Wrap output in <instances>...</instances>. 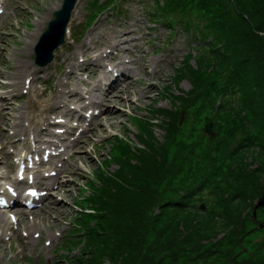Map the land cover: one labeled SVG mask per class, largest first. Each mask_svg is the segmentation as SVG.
I'll use <instances>...</instances> for the list:
<instances>
[{
    "label": "rangeland",
    "instance_id": "obj_1",
    "mask_svg": "<svg viewBox=\"0 0 264 264\" xmlns=\"http://www.w3.org/2000/svg\"><path fill=\"white\" fill-rule=\"evenodd\" d=\"M88 1L82 0L78 6L72 21L76 30L81 28L89 14ZM215 1L223 4L221 7L231 13L237 25L240 21L239 25H243L244 33L257 30L260 32L264 29V16L250 18L245 14L243 20L239 17L237 6L230 0ZM261 1L254 0V5ZM118 2H122L126 21L116 22L111 12L113 9H105L87 33L93 36L94 40H98L102 45L100 49L108 45L109 34L116 35L121 45L128 43L126 47L131 48L127 50L128 53L138 60L130 64L128 68L130 76L110 94L114 103H110L111 109L106 108L101 118L96 120L94 131L86 138L87 142H75L72 147L70 158L66 160L60 172L62 185L58 191L59 196L50 198V202L47 204L48 200L44 207L38 210V214L30 216L23 214L22 225L26 226L29 222L32 226L27 227V231L36 230L42 234L55 224L67 231L78 209L76 201H82L86 197L83 203L89 205L87 198L94 194L92 186L98 187L100 183V171L105 167L111 170L117 168V160L112 159L110 155L107 156L112 147L108 139L115 133H126V125H129L134 133L129 134L128 138L140 146L137 135L143 128V120L135 119L133 125L130 123L131 119L133 120L132 116L136 114L164 118L156 109L177 108L181 112L180 118L185 112L183 121H180L177 140L169 141L163 129L154 128L158 142L168 139L165 143L167 147L161 154L158 153L159 160L162 159L166 168L160 180L155 183L146 176L151 171L150 168L160 167L161 162L153 159L144 161L142 165L144 173L142 175L136 173L131 177L137 186L136 190L127 192L126 196L121 197L120 214L116 211V214L105 222V228L116 229L118 234L110 238H100L89 254L87 250L80 255L82 258L77 264H264V206L256 208L254 216L256 204L263 191L257 196L253 190L256 179L259 187L264 185V148H259L255 153L245 145L237 153L232 154L236 143L243 138L244 131L251 128L252 114L250 110L238 108V102L244 103V99L242 100L241 97L237 100V93L232 96L230 94L228 100H223L224 104L220 110H217L216 114L213 113L212 110H216L217 106L214 102L212 104V95L208 89L210 81L217 77L225 80L224 75L230 76V72L235 68L226 66V56H220L215 60L208 48H205V41L202 39L197 41L180 25H176L172 30L171 26L163 21L156 22L158 18L156 21H151V9H149V6L152 7L151 0H118ZM160 2L162 3V0ZM46 3L48 4L46 0H5V4H2L5 14L0 17V85L3 84L2 81L10 83L8 86L22 83V77L32 70L30 55L40 29V24L33 19L32 12L33 9L43 10ZM254 5H251L249 10ZM212 8H216V5ZM124 31L127 33H123ZM260 33L264 36L263 32ZM82 47H85L83 43ZM225 48L227 49V46ZM238 49L236 59L247 56L242 42ZM61 54L67 58V48L59 51L56 67L63 64L64 59L61 58ZM262 58L263 55L255 51L250 54L249 63L250 69L252 67L253 70L250 78L256 80L255 90L260 99L264 98V59ZM102 60L99 55L98 61ZM182 68H191L196 71V76L191 77L189 69L182 71L180 75L178 71ZM41 74L49 76L51 73L42 70L37 72L36 76ZM165 85L167 93L163 89ZM125 89L127 97L123 98ZM190 90L193 91V96L189 99L188 105L181 106V100L175 96H182L183 93L186 96ZM54 97L55 94L47 96L40 106H36L38 111L50 106ZM124 105L127 107L122 108ZM12 108L16 109L14 105ZM20 113L19 110L15 122H0L2 165L8 164L5 158L7 151L11 149L14 153H19L29 136L34 133L41 142H47L45 138L52 136L50 131H39L38 118L34 122L35 126L23 128ZM222 114L228 115L226 119ZM209 121L215 122L214 129L217 133L213 138H209L204 132ZM101 132L104 133L101 135ZM19 136L24 139H18ZM96 140L104 141L97 150L92 147ZM181 140H184L185 146ZM4 144L8 145L6 149ZM113 149L117 153L116 146ZM215 154L218 156V161L212 163L213 165L206 163L209 156ZM195 167L200 168L195 170ZM215 168L218 177L221 178V184L223 185L224 182L226 186L223 187L226 189L232 188L242 175L252 173V177L246 180L249 185L247 195L248 193L252 195L248 197L240 195L232 202L233 206L229 212L225 211L222 205L215 204L213 206L215 217L212 215L210 217L203 210L195 211L204 201L213 203L206 197L198 198L203 194L210 196V188L193 197L195 199L192 198L190 204L187 203L182 208L176 203L173 206V202L179 201L180 196L186 194V188L191 189L189 184L193 179L199 178L204 171ZM89 178L94 183H91ZM253 178L255 179L251 183ZM87 179L91 189H80V186L86 184ZM241 183L243 182L238 180L236 186ZM143 185L144 187L148 185L150 191V194L144 197L140 192L141 189L138 188ZM235 189L232 192H235ZM230 196H233V193ZM207 213L211 214V212ZM116 215L118 217L113 219ZM87 219L94 224V218ZM19 238L26 239V253L23 258L14 253L18 243H15L11 250L3 243L0 244V264H39L41 260L46 263L48 258L49 264H52V261H59L58 264H74L73 260L66 261L71 258L61 257V254L67 253V250L58 251V248L55 259L42 255L36 262L34 254L35 250L39 249L38 240L33 237ZM78 243L73 246L75 249L72 254L79 252Z\"/></svg>",
    "mask_w": 264,
    "mask_h": 264
},
{
    "label": "trees",
    "instance_id": "obj_2",
    "mask_svg": "<svg viewBox=\"0 0 264 264\" xmlns=\"http://www.w3.org/2000/svg\"><path fill=\"white\" fill-rule=\"evenodd\" d=\"M113 1L114 0H108L106 5L112 3ZM230 1L237 6L236 10L239 12V17L243 20H245L246 15H249L250 18L264 16V0L259 3L257 2L255 5L254 0ZM215 5L216 8H212V6ZM251 5L254 6L251 10H249ZM156 6L157 8H155V10L159 13L158 15L162 17L163 20H166L170 25L180 23V25L187 32L190 31L192 35L195 37L199 36L207 43L205 48H208L209 52L212 54L211 56L215 57V60L219 59L220 56H226V66L230 65L235 68L230 72V76L224 75L225 80L217 77L216 79L210 81L208 85L209 93L212 95V104L214 102V105L217 106L216 110L211 109L213 113L215 112L216 114V111L220 110L221 106L224 104L223 100H228L230 94L232 96L234 93H237V100L241 97L242 100L244 99V103L238 102V108H244L245 111L250 110L252 114L253 123L251 128L244 131L243 138L236 143L232 150V154L237 153L239 149L245 145L249 147L250 151L255 153H257L259 148H264V98L260 99V97L256 94V80H251L250 78V73L253 70L252 67L250 69L249 65L251 61L250 54H253L255 51L261 53L263 55L262 59H264V36L260 35V32L264 33V29L260 32L257 30L244 33L243 25H239L240 21L237 25V22L231 13L221 7L223 6L222 3L219 4L215 0H163V3H161L160 0H156ZM213 30H215V32ZM241 42L245 46L247 56H242V58L236 59V53H238L237 50H239L238 48ZM225 46H227V49ZM187 69L189 68L179 69L178 73L181 75L182 71L185 72ZM189 72H191V77L196 76V71H193L191 68L189 69ZM165 88L167 89V86ZM220 89L222 90L219 91ZM192 92V90L188 91L186 96L184 93L182 96H175L177 99L181 100V106L186 107L188 105L189 99L193 96ZM241 93H243V95H241ZM218 95L219 97H217ZM224 95L227 96L225 97ZM156 111L163 115L164 118H160L158 116H146L142 119L143 128L137 135L140 146L135 144L133 141H124L120 138H115L113 146H116L117 153L116 151L114 152L113 149L111 157L112 159L117 160V168L111 170L108 167H105L100 171V183L98 184V187L92 186L94 194L92 196H88L87 198L89 200V205L87 206L93 209V212L81 211L76 216V223L79 225V230H77V232L83 231L82 234H79L80 238L76 242H79L78 244H80L84 239V247L79 254L71 257L69 260L67 259L66 261L73 260L74 264H77V262L82 258L80 255L87 250V254H89L96 246L100 238H110L118 234L116 229H107L104 225L107 219H111L113 215L116 214V211L118 212L117 214H120L121 197L126 196L127 192L134 191V189L136 190L137 186L133 183L131 177L136 173H141V175L144 173L142 171L144 170V167L142 166L144 161L151 159L158 161L160 159L158 153L161 154L164 148L167 147L165 143L168 139L169 141L177 140V135H179V129L181 127V112L177 108L169 109L163 107L156 109ZM227 116L228 115H223L222 117L226 119ZM156 119L159 121L155 122ZM156 127L163 129L166 132V137L168 138L167 141L158 142L154 132V128ZM181 142H183V145L185 146L184 140H181ZM159 161L161 162L160 167H149L151 171L149 173L147 172L148 174L146 176V178L152 179L155 183L160 180L166 169L162 159ZM217 161L218 156L215 154L209 156L206 163L213 165L212 163ZM247 163H245V165H247ZM157 166H159V164H157ZM199 168L200 167H195V170ZM251 177L252 173L250 175L244 174L238 179L240 182H243L241 185L236 186V182L238 181L236 180L232 188L226 189L223 187L224 182L223 185L221 184V178L218 177L216 168L210 171H204L199 178L196 177L190 182L189 187L191 189L189 190L186 188V194L181 195L180 200L173 202V204L176 203L178 207L182 208L187 203L190 204L191 200L195 199L193 197L202 194L206 191L205 189L210 188V196L203 194L198 198L204 199V197H206V199H209V201H212L213 203L204 201L203 203H205L206 209L203 210L200 205L197 206L195 211L203 210L210 217L211 215L215 217V208L213 207L215 204L217 206L222 205L225 211L229 212L233 206L231 205L232 202L239 198L240 195H244V197L252 195L250 193L247 195V188L249 185L246 182V180ZM254 179L255 178H253L250 182L253 183ZM92 182L93 181H91V183ZM147 184L150 185L149 183ZM148 185L146 187H144L145 185L138 187L141 189L140 192L143 197L150 194ZM258 185V180L256 179L253 184V190H255V195L257 196L261 194L264 187V185L262 187H259ZM234 188H236L235 192H232ZM124 191L125 194H123ZM231 193H233V196H230ZM173 206H175V204ZM207 212H211V214ZM116 217H118V215H116L113 219ZM87 218H94V224H91V220ZM69 242L74 243L75 240H69Z\"/></svg>",
    "mask_w": 264,
    "mask_h": 264
},
{
    "label": "water",
    "instance_id": "obj_3",
    "mask_svg": "<svg viewBox=\"0 0 264 264\" xmlns=\"http://www.w3.org/2000/svg\"><path fill=\"white\" fill-rule=\"evenodd\" d=\"M184 115H185V112H183V114H182L181 121L183 120ZM204 132L207 133V134H209L210 138H213L214 137V135L216 134V132L213 129V122H209L205 126ZM256 205L257 206L255 207V210H254V216L256 214V208L261 207V206H264V190H263L262 195L260 196V198H259V200H258V202H257Z\"/></svg>",
    "mask_w": 264,
    "mask_h": 264
}]
</instances>
